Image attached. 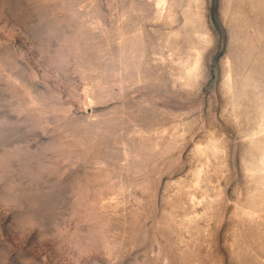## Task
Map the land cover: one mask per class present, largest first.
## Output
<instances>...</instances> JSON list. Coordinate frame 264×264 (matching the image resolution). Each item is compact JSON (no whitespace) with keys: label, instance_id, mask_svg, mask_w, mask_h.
<instances>
[{"label":"rangeland","instance_id":"1","mask_svg":"<svg viewBox=\"0 0 264 264\" xmlns=\"http://www.w3.org/2000/svg\"><path fill=\"white\" fill-rule=\"evenodd\" d=\"M0 264H264V0H0Z\"/></svg>","mask_w":264,"mask_h":264}]
</instances>
